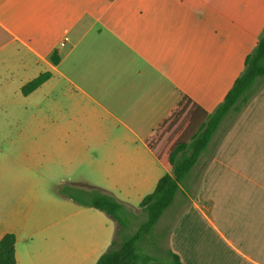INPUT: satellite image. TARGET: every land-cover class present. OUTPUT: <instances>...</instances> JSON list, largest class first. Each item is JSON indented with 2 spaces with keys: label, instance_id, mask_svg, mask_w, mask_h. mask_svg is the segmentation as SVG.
Returning <instances> with one entry per match:
<instances>
[{
  "label": "crops",
  "instance_id": "1",
  "mask_svg": "<svg viewBox=\"0 0 264 264\" xmlns=\"http://www.w3.org/2000/svg\"><path fill=\"white\" fill-rule=\"evenodd\" d=\"M262 30L264 0H0V117L31 116L34 155L51 149L68 177L82 167L140 203L169 172L158 156L199 131ZM46 169L0 163V239L14 235L15 264H95L116 222L53 190ZM174 202L156 229L168 223L181 264H264V88L221 123Z\"/></svg>",
  "mask_w": 264,
  "mask_h": 264
},
{
  "label": "trees",
  "instance_id": "2",
  "mask_svg": "<svg viewBox=\"0 0 264 264\" xmlns=\"http://www.w3.org/2000/svg\"><path fill=\"white\" fill-rule=\"evenodd\" d=\"M50 61L56 65L59 62L57 52L50 55ZM49 73H43L26 83L21 88L22 95L26 96L40 87L49 79ZM264 88V32L257 45L244 60V69L235 79L232 87L224 96L222 102L207 117L199 131L187 143H180L171 150L166 158H159L167 171L157 182L154 190L146 195L138 204L140 211L146 214V221L129 237H124L126 224L123 216L127 213L125 205L113 196L101 192L89 197L82 205L103 212L116 222V233L107 250L99 257L95 264H140L142 256L152 237V247H155V238L162 239L155 233L156 226L163 213L174 203L180 191V186L196 165L200 155L207 149L214 134L221 123L231 117L233 122L250 100ZM146 145L152 149L151 140ZM151 239V238H150ZM15 237L5 234L0 239V264H15ZM171 259L170 264H181L174 254L166 251ZM146 261H150L146 258Z\"/></svg>",
  "mask_w": 264,
  "mask_h": 264
},
{
  "label": "rangeland",
  "instance_id": "3",
  "mask_svg": "<svg viewBox=\"0 0 264 264\" xmlns=\"http://www.w3.org/2000/svg\"><path fill=\"white\" fill-rule=\"evenodd\" d=\"M262 32H264V30H262ZM60 87L61 89H55L54 91L44 88L43 92L45 95L47 92L53 91L55 97L60 98L62 105H64L66 97L63 95V92L67 91L68 87L64 85L63 81L61 82ZM10 119L11 120L4 121V119L0 117V150L4 151L2 153L0 152V163H4L8 160L20 162L40 160L47 168H49V170L46 169V176L53 178V182L51 184L53 190L60 191L61 194H68L77 201L87 200L89 197L96 194L98 188L105 190L110 195H113L118 199H121L122 201L120 202L125 205L127 210V213L123 216L126 224L124 237L133 235L139 226L146 221V214L139 211L138 200L131 198L132 196L126 195L128 192L127 187L129 186L100 184V178L95 172L89 176V174H85L86 171L82 169V167L76 168L68 177V175L63 173L62 167L61 170L58 168L59 161L54 163L53 152L51 149L39 155H34L33 152L40 146V144H43V138L41 134L37 132L36 120L32 119L31 116L29 118L24 117V115L21 117L17 114V112H14ZM166 136L168 135H164L163 138H166ZM4 189L5 187L2 186V193ZM176 202H180V197H178ZM176 202H174V204L163 213V221L167 220V216L175 209ZM181 203L184 204L187 202L182 200ZM166 224L161 222L157 227L160 231L156 229V231L162 236V239L161 237L155 238V247H152V243L154 242L152 241V237H150L151 239L149 238V245L147 250L143 251L144 255L142 256L140 264L171 263V259L168 257L166 252L167 249L163 234V232L166 231ZM146 258H149L150 261H146Z\"/></svg>",
  "mask_w": 264,
  "mask_h": 264
},
{
  "label": "built area",
  "instance_id": "4",
  "mask_svg": "<svg viewBox=\"0 0 264 264\" xmlns=\"http://www.w3.org/2000/svg\"><path fill=\"white\" fill-rule=\"evenodd\" d=\"M64 42H65V39L60 43V46H63Z\"/></svg>",
  "mask_w": 264,
  "mask_h": 264
}]
</instances>
